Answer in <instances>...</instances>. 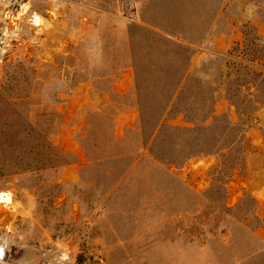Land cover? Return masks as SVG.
<instances>
[{"label": "rangeland", "instance_id": "rangeland-1", "mask_svg": "<svg viewBox=\"0 0 264 264\" xmlns=\"http://www.w3.org/2000/svg\"><path fill=\"white\" fill-rule=\"evenodd\" d=\"M245 27L264 0H0V264H264V95L220 85ZM184 71L207 121L167 109L166 168L141 153Z\"/></svg>", "mask_w": 264, "mask_h": 264}, {"label": "trees", "instance_id": "trees-1", "mask_svg": "<svg viewBox=\"0 0 264 264\" xmlns=\"http://www.w3.org/2000/svg\"><path fill=\"white\" fill-rule=\"evenodd\" d=\"M243 40L241 43L235 44L230 50L225 53V66L227 68L225 81L220 83L224 84V94L223 98L234 108L239 115L247 116L249 114L248 106L251 103L252 89L254 91H260L264 95V37L257 36L256 33L249 29L248 27L243 29ZM190 79L193 77H188L184 71L176 83L172 91L164 93L160 99L159 103V147L163 146L167 148L163 150L164 152L159 153V157L152 153L151 148L147 149L148 142L144 145L142 149L141 156H149L154 162L159 163L160 165L170 168V166H178L184 164L191 156H187L184 159L179 157V154L176 153L177 145L173 141V133L175 130H183L186 132L192 131L190 128H180L174 125L169 124L168 122H163V115L169 107L170 110H176L180 107L178 113L182 114L187 124H197V126L204 127L207 118H204V110L198 109L200 113H195L197 111H192L193 104L197 101H200L202 104L206 103V100L209 97H206L203 94L201 86L199 87H189L182 84V81L185 79ZM168 97V98H167ZM164 103H161L163 102ZM138 114L141 120V126L144 122V112L143 106L139 105L137 107ZM169 110V111H170ZM200 114V115H199ZM157 125L153 128L152 135L156 131ZM142 128V127H141ZM199 129V128H197ZM37 133V132H36ZM38 137L41 138L40 142L41 147V158L36 161L40 165H51L56 162V155L53 152V147L45 141L44 136L37 133ZM109 135V131L104 135V150L110 149L112 145V139ZM87 153L86 147H83ZM144 153V151H147ZM53 152V153H52ZM103 154L97 161H107L108 159H122L125 157L124 154H114L109 155ZM88 155V154H87Z\"/></svg>", "mask_w": 264, "mask_h": 264}]
</instances>
